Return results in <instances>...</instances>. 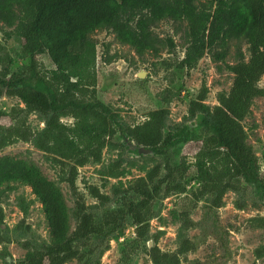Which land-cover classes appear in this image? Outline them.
Instances as JSON below:
<instances>
[{"label":"trees","instance_id":"16d2710c","mask_svg":"<svg viewBox=\"0 0 264 264\" xmlns=\"http://www.w3.org/2000/svg\"><path fill=\"white\" fill-rule=\"evenodd\" d=\"M165 19L186 22L184 54L176 68L192 69L209 54L233 74L231 86L227 92H218L217 104L209 106L204 103L208 88L202 82L189 101L186 121L176 125L168 124L171 89L167 88L161 107L150 110L144 121L127 124L96 96L97 51L90 34L109 29L137 55L164 48L172 53L173 39H160L153 32ZM0 23L13 28L24 59L13 70L12 56L0 41V97L14 96L24 104L23 109L0 110V149L23 141L44 152L69 187L75 220L72 229L61 189L36 164L0 156V187L11 183L29 186L41 203L49 234V242L38 246L24 242L25 255L17 261L8 260V253L3 252L2 264H98L109 241L126 225L135 226V237L121 250L116 264H133L132 256L140 248L152 264H180L199 243L182 236L174 250L160 249L158 235H150V220L158 216L164 198L177 196L170 215L183 230L201 224L190 215L202 200V222H210L216 230L217 211L228 191L237 195L235 204L242 210L254 188L264 207V176L242 124L253 99L264 97V88L258 85L264 75V0H0ZM232 42L235 51L229 64L225 60ZM242 43L247 45V59ZM38 55L52 67L43 69ZM29 113L40 116V129L30 128ZM63 116L73 122L64 123ZM5 119L9 125L2 123ZM115 135L134 156H150L155 163L122 197L116 198L119 191L110 196L88 185V193L97 201L88 205L76 186L78 168L100 162L104 147L118 146L112 142ZM187 144H193L191 163L183 155L176 156ZM122 162L121 158L114 160L110 173ZM191 167L199 187L187 192L185 179ZM249 221L264 229V215ZM4 238L0 236V243L7 242ZM221 246L229 255L224 242ZM254 254L263 257L264 246Z\"/></svg>","mask_w":264,"mask_h":264},{"label":"rangeland","instance_id":"374dc122","mask_svg":"<svg viewBox=\"0 0 264 264\" xmlns=\"http://www.w3.org/2000/svg\"><path fill=\"white\" fill-rule=\"evenodd\" d=\"M185 27L186 22L176 23L168 19L159 21L153 27L154 34L160 39L167 37L173 39L176 47L172 53H168L167 48H164L159 53L148 51L137 55L128 45L119 43L109 29H99L90 34L97 51L96 96L109 105L123 122L136 124L144 121L150 110L163 105L162 98L167 88L171 89L168 103L169 125L186 121L189 101L196 97L202 82H205L208 88L204 103L209 106L217 104L218 92L229 90L233 74L226 69L225 63L213 62L209 54H205L192 69L176 68V62L184 54ZM12 29L0 23V41L7 46L13 60L12 69L15 70L24 63V59L21 54V41L13 34ZM241 49L247 59V45L242 43ZM234 51V42H232L226 63L233 62ZM36 59L43 69L52 67L44 56L38 55ZM141 69L145 71V75L138 77L137 73ZM258 85L264 88V75ZM12 108L23 109L24 104L17 97L1 96L0 110L8 112ZM61 121L70 124L73 119L63 116ZM2 123L9 125L10 121L5 119ZM27 123L33 130L43 126L40 116L36 113L27 115ZM242 124L247 133V142L257 151L261 174L264 176V97L253 99L250 113ZM112 142L117 143L118 146L104 147L100 162L90 161L78 168L76 186L84 195L88 205L97 203L88 193V185H95L101 192L110 196L114 195L115 191H119L116 198L122 197L124 190L137 177L144 176L155 163L150 156L136 157L132 152L127 151L119 144L121 139L117 135ZM192 146L193 144H187L180 147L176 156L183 155L186 161L191 163ZM161 152L163 151L160 150L159 153ZM3 155L33 162L48 179L54 181L64 195L73 229L75 226V220L71 217L74 209L73 197L68 185L60 180L58 167L47 159L45 153L36 149L31 143L16 141L0 149V156ZM118 158L123 159L121 166L110 173L111 163ZM194 174V168L191 167L185 179L187 192L199 187ZM177 199V196L173 195L162 200L158 216L150 220V235H158V246L165 251L174 250L182 236L198 241V247L185 255L180 264H195L198 261L207 264H264V256L256 258L254 254L257 248L264 246V229L253 227L249 221L253 216L264 215L263 201L254 188L250 190L247 205L242 210L236 207L237 195L232 191L226 192L222 206L217 211L216 230L210 222H202L203 200L190 215L194 222L201 224L183 230L170 215V210L174 208ZM115 203L113 201L111 204ZM0 206L3 212L0 236L6 237L4 239L7 241L0 243V264L3 263V252L8 253L6 256L8 260L22 259L26 252L22 246L24 242H29L33 246L49 242L48 227L41 203L29 186L11 183L0 187ZM134 228V225L123 227L109 241V248L102 253L98 264H116L121 250L133 241ZM222 242L225 243L229 255L222 248ZM132 259L133 264H152L142 248L133 254Z\"/></svg>","mask_w":264,"mask_h":264},{"label":"water","instance_id":"95a60500","mask_svg":"<svg viewBox=\"0 0 264 264\" xmlns=\"http://www.w3.org/2000/svg\"><path fill=\"white\" fill-rule=\"evenodd\" d=\"M138 77H143L145 75V71L144 70H140L138 73H137ZM139 151H143L142 148H140ZM152 245V242H148V246H151Z\"/></svg>","mask_w":264,"mask_h":264}]
</instances>
